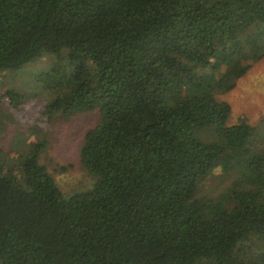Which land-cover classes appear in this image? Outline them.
Instances as JSON below:
<instances>
[{"label": "trees", "instance_id": "obj_1", "mask_svg": "<svg viewBox=\"0 0 264 264\" xmlns=\"http://www.w3.org/2000/svg\"><path fill=\"white\" fill-rule=\"evenodd\" d=\"M46 55L8 95L97 115L94 183L66 197L37 128L17 166L0 146V264H264V118L219 97L264 58V0H0V77Z\"/></svg>", "mask_w": 264, "mask_h": 264}, {"label": "rangeland", "instance_id": "obj_2", "mask_svg": "<svg viewBox=\"0 0 264 264\" xmlns=\"http://www.w3.org/2000/svg\"><path fill=\"white\" fill-rule=\"evenodd\" d=\"M53 59L54 57L46 55L40 58L37 64L29 66L30 70L26 69L27 66L25 71H9L1 75L0 135L2 132L3 135L0 136V146L4 151L6 165L17 166L15 159L19 156V151L27 150L30 141H39L33 134L28 137V132L37 128L42 137L40 141L46 139L48 144L41 161L47 166L62 193L69 197L73 193L93 187L92 176L82 168L79 154L86 132L97 123V115L79 116L70 123L55 122L43 116L42 97L28 98L21 101L20 106L13 105L8 95L10 90L23 95L30 78L28 74L48 69L55 61ZM219 97L231 105L232 123L243 118L253 126L259 127L261 131L260 123L264 118V58L254 64L245 77L238 80L232 91ZM19 134L25 135L22 143ZM214 174H220V170ZM217 182L218 178L211 177L205 182L204 187L210 197L219 195L229 185L228 182L217 185Z\"/></svg>", "mask_w": 264, "mask_h": 264}]
</instances>
